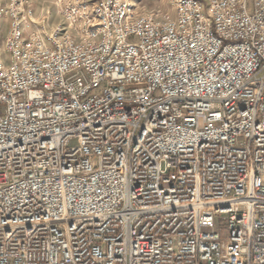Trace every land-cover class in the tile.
<instances>
[{
	"label": "built area",
	"instance_id": "1",
	"mask_svg": "<svg viewBox=\"0 0 264 264\" xmlns=\"http://www.w3.org/2000/svg\"><path fill=\"white\" fill-rule=\"evenodd\" d=\"M59 3L0 6V264H264V0Z\"/></svg>",
	"mask_w": 264,
	"mask_h": 264
},
{
	"label": "rangeland",
	"instance_id": "2",
	"mask_svg": "<svg viewBox=\"0 0 264 264\" xmlns=\"http://www.w3.org/2000/svg\"><path fill=\"white\" fill-rule=\"evenodd\" d=\"M10 0H0V6L7 5ZM34 12V19L38 32L52 33L53 30L61 23L65 22L64 11L62 9L63 3L60 0H25ZM71 1V0H70ZM204 2L208 0H202ZM89 8H92L94 2H88ZM137 11L139 13L156 12L161 18H175L174 0H137ZM3 31H6L8 22L1 21ZM35 26H32V29ZM6 33V32H5Z\"/></svg>",
	"mask_w": 264,
	"mask_h": 264
},
{
	"label": "crops",
	"instance_id": "3",
	"mask_svg": "<svg viewBox=\"0 0 264 264\" xmlns=\"http://www.w3.org/2000/svg\"><path fill=\"white\" fill-rule=\"evenodd\" d=\"M32 26H35V28L32 29ZM39 30L37 29L36 25H28V27H26V33L27 34H31L33 32H38Z\"/></svg>",
	"mask_w": 264,
	"mask_h": 264
}]
</instances>
